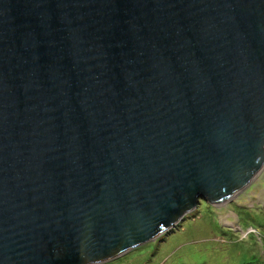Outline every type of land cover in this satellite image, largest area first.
Returning a JSON list of instances; mask_svg holds the SVG:
<instances>
[{
  "label": "water",
  "instance_id": "1",
  "mask_svg": "<svg viewBox=\"0 0 264 264\" xmlns=\"http://www.w3.org/2000/svg\"><path fill=\"white\" fill-rule=\"evenodd\" d=\"M264 168V0H0V264H101Z\"/></svg>",
  "mask_w": 264,
  "mask_h": 264
},
{
  "label": "rangeland",
  "instance_id": "2",
  "mask_svg": "<svg viewBox=\"0 0 264 264\" xmlns=\"http://www.w3.org/2000/svg\"><path fill=\"white\" fill-rule=\"evenodd\" d=\"M250 187L251 198L246 189L217 207L200 200L154 241L101 264H264V168Z\"/></svg>",
  "mask_w": 264,
  "mask_h": 264
},
{
  "label": "crops",
  "instance_id": "3",
  "mask_svg": "<svg viewBox=\"0 0 264 264\" xmlns=\"http://www.w3.org/2000/svg\"><path fill=\"white\" fill-rule=\"evenodd\" d=\"M250 189H252V187H249V188H247V190H246V192H247V198L249 197V198H251L252 197V193H251V191H250ZM249 191V192H248ZM254 192V191H253Z\"/></svg>",
  "mask_w": 264,
  "mask_h": 264
}]
</instances>
